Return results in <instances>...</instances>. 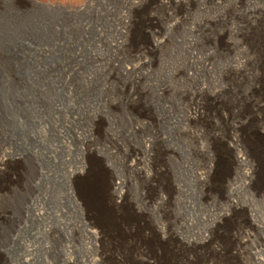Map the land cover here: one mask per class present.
<instances>
[{
	"label": "rangeland",
	"instance_id": "obj_1",
	"mask_svg": "<svg viewBox=\"0 0 264 264\" xmlns=\"http://www.w3.org/2000/svg\"><path fill=\"white\" fill-rule=\"evenodd\" d=\"M255 61L264 0H0V264H104L76 190L93 154L164 235L125 264H225L248 217L264 258V116L224 121Z\"/></svg>",
	"mask_w": 264,
	"mask_h": 264
},
{
	"label": "bare ground",
	"instance_id": "obj_2",
	"mask_svg": "<svg viewBox=\"0 0 264 264\" xmlns=\"http://www.w3.org/2000/svg\"><path fill=\"white\" fill-rule=\"evenodd\" d=\"M170 1L177 2L180 0ZM157 43L158 41L154 40L150 45L154 49ZM255 62L241 63L242 65L237 70L239 74L237 82L247 80L249 81V87L245 90H239L238 97L240 102L233 107L234 110L230 113V117L224 116V121L231 120L233 123L240 124L248 118L252 120L255 117L257 118V123L261 122L259 119L264 116V73L261 70L263 64L257 63L258 61ZM259 62L261 61L259 60ZM143 64L136 63L132 65V69H136ZM211 98L212 102H216V96H211ZM198 113L201 112L196 105L192 114L198 115ZM234 117L237 119L234 120ZM254 120L252 122H255ZM254 126L256 127V125H252L253 132L258 134ZM226 146L234 148L231 142H228ZM251 148L252 152L256 156L258 155V160L262 164L264 162V151H259L256 147ZM242 159L243 157L238 154L234 156L236 161H242ZM87 164L85 176L76 180V190L91 219L87 233L96 240L97 244L99 243L101 248L99 251L100 260L104 264H125L132 260V253L134 254L133 246L136 245L138 240L142 239V241L152 245L154 243L160 244L159 242L163 241L164 238L161 228H149V232L143 230L144 226L142 227L139 223L142 220L140 218H138V221L133 219L138 217L137 211L132 206L124 207L119 205L122 194L117 191L118 182L108 169L107 164L95 154L91 156V160ZM133 166L138 174L142 173V168L136 165ZM261 166L255 165V169ZM11 172L10 169L5 171L0 168V189L3 188V184L11 180ZM2 216L4 215L0 213V218ZM245 226L246 229L240 226L233 232L235 247L232 250H228V260L225 264L264 263V258L258 254L261 238L258 237L254 240L252 233L247 230V228H251V230L260 229L261 225L256 224L252 218L248 217L245 220ZM145 228L147 227L145 226ZM107 242L109 247H107ZM167 247L161 249L164 258L170 256L175 258V244L171 243ZM166 249H169V251H166ZM185 259L187 262H191L190 256L186 255ZM147 264H153V262L147 260Z\"/></svg>",
	"mask_w": 264,
	"mask_h": 264
}]
</instances>
